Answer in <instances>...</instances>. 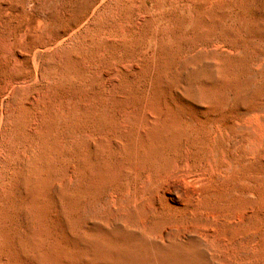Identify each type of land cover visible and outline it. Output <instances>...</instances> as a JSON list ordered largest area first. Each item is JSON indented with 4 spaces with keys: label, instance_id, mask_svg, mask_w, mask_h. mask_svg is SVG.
I'll return each instance as SVG.
<instances>
[{
    "label": "rangeland",
    "instance_id": "obj_1",
    "mask_svg": "<svg viewBox=\"0 0 264 264\" xmlns=\"http://www.w3.org/2000/svg\"><path fill=\"white\" fill-rule=\"evenodd\" d=\"M0 264H264V0H0Z\"/></svg>",
    "mask_w": 264,
    "mask_h": 264
}]
</instances>
